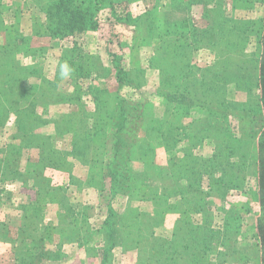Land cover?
Returning a JSON list of instances; mask_svg holds the SVG:
<instances>
[{
  "label": "rangeland",
  "instance_id": "374dc122",
  "mask_svg": "<svg viewBox=\"0 0 264 264\" xmlns=\"http://www.w3.org/2000/svg\"><path fill=\"white\" fill-rule=\"evenodd\" d=\"M230 3L247 20L234 26L215 9ZM77 6L87 9L79 21ZM255 8L254 20L244 10ZM261 9L262 0H0V264H168L167 240L185 217L200 227L184 238L190 256L204 257L208 242L213 264H259L250 134L264 115L248 109L259 98ZM121 98L143 139L128 161L112 149ZM117 161L135 179L152 175L154 193L111 197L105 177ZM197 199L209 208L196 214ZM231 209L240 230L225 239ZM111 210L134 235L105 260ZM143 232L164 240L162 255L148 256Z\"/></svg>",
  "mask_w": 264,
  "mask_h": 264
},
{
  "label": "trees",
  "instance_id": "16d2710c",
  "mask_svg": "<svg viewBox=\"0 0 264 264\" xmlns=\"http://www.w3.org/2000/svg\"><path fill=\"white\" fill-rule=\"evenodd\" d=\"M262 4L264 8V0H262ZM86 12H87V9L83 10L81 6H77L75 10V20L79 21V19L84 18L82 15L85 14ZM58 21L60 22V20ZM260 49H261V54H260V59L258 62L257 76H256V80L258 81V87H259V98H258V101L252 107H250V109H248V112L249 114H251V118L253 119H255L257 115L259 114L264 115V12H263V18H262V34H261V40H260ZM115 67L117 69L118 78L123 79L125 76L124 72L119 67L117 66ZM204 87L206 89V93H209V96L207 97L210 98V95H212V92L214 93V90L210 88L211 86L206 87V84H204ZM207 97L204 96L203 98L205 99ZM203 98H199L200 106L203 104L202 102ZM124 104H126V102L125 100L121 98L118 104V110H119L118 120L112 122L113 123L112 125L115 126L117 130L116 135H115V144H113V147H112L114 158L117 160L118 159H122V160L129 159L130 160L133 156H135L136 153H138L142 149L141 144H139L140 143L139 140L143 141V139H139V137L136 136L137 132L133 128L129 127L130 119H129V116H127V107ZM242 106L244 110L246 105L242 104ZM261 120H263L264 122V116H263V119ZM94 125L95 123L92 126ZM104 125L105 124L103 123L102 126ZM106 126L107 127L111 126V124L109 125L107 124ZM148 129L149 131H151L152 127L146 128L145 130L146 134L148 133ZM223 129L228 130L229 128L224 127ZM199 131L201 132V129ZM250 135H252L254 139H257L256 143H254L255 141L253 142L255 146V150H254L255 153L251 155L250 160L254 158V162L256 165V169H257V192L254 195V197L259 206V218L257 220V226H256V229H257L256 240H257V245L259 246V250H260V264H264V126H259V128L253 130ZM232 140L234 141L232 143L237 148H239V144L243 143V141L239 138L237 139L232 138ZM232 143L230 145H225L226 150H228L231 145L232 147H234ZM234 149H230L228 151L229 156H231L234 153ZM124 156H126V158ZM244 157H247V156L245 155ZM121 165L122 164L119 161H117L113 165V170L110 171V174H108L105 177V179L107 178L109 179L110 187L108 189V192H109V195H111V197H114V195H116V197H125L129 193L138 192L137 189L141 190L140 187L150 190L152 191V193H154L152 190L153 186L150 183L151 179L152 181H154L153 178H150L152 175L147 176L148 179H145L146 177H142V178L139 177V180H138L137 178L136 179L134 178V176L136 175L130 172L128 173L129 170L127 168L122 167ZM109 167H111V165ZM239 170L241 171L240 168ZM103 179L104 178H102V180ZM230 181L232 182L231 188H234L238 191L243 189L244 187L243 179L241 181L239 176H236L235 179L231 178ZM104 183L106 184V181ZM207 208H209V205L207 202H205L202 199L200 200L197 199L196 202L192 205V208H189V210L197 214L203 210H206ZM240 217H241V214L235 209H231L228 212H226L223 218V227H222L225 239L226 237L230 235L237 236L239 234L240 228H239L238 222H239ZM192 221L194 220L191 219L190 217H185V219H183L182 221V223L184 224V227L181 229H177L173 233V237L174 238L177 237V239L175 238L177 241V248H174L172 245V243H174V238L169 237L170 239L167 240L166 257H169V260H170L168 264H170V262L171 264H178L181 261L187 262L188 264H213L211 260H208L207 258L208 253L210 254L214 251L211 243L207 242L205 244L204 250L206 252H204L205 254L204 257L202 256V258H199V257L196 258L195 256H190L189 254L190 250L192 249L194 251L195 248L194 247L191 248L185 245L186 240L184 238L185 236H188L196 231H199L200 229V227L197 225L196 230H195L193 228L195 227V225L192 223ZM119 222H120V216L119 215L117 216L111 210L109 211V215L107 217L105 225H103V229L100 230V232L103 233L105 237L104 246L102 247L103 249L102 252L104 254L105 260H108V255L110 254L109 251H111L114 247H119V246L125 247V245H127L126 240H132L131 236L134 235L129 232L126 234L125 232H122L121 228L119 227ZM228 230L230 231L232 230L233 232H230V233L225 232ZM224 232L227 233L228 235L225 234ZM153 233L154 232L144 233V235L141 236V238L147 242V244L145 245L143 244V246L150 245L149 246L150 248H153V249L157 248V250L149 249L148 256H150L151 258L162 255L161 252H163L164 249L166 248V245L163 242L164 240H162L159 237H156ZM133 241L136 244H139L141 240L135 241V239L133 238ZM188 256H190L191 258Z\"/></svg>",
  "mask_w": 264,
  "mask_h": 264
},
{
  "label": "crops",
  "instance_id": "0c3cea01",
  "mask_svg": "<svg viewBox=\"0 0 264 264\" xmlns=\"http://www.w3.org/2000/svg\"><path fill=\"white\" fill-rule=\"evenodd\" d=\"M215 9H216V11L221 13V16L226 17V19L230 22H234L235 20H237V22L242 23V21L247 20V19H244L245 15L243 14V8L239 9L236 4H233V3L227 4V5L224 4L223 6H219V8L215 6ZM261 10H262V17H263V12H264L263 4H262ZM244 11H247L248 13L251 12L250 15H253L251 17V19L255 20L254 14L257 12L256 8L253 10L250 9V10H244ZM214 21H215L214 26L217 25L218 27H220V30H222L223 28L225 29V26H223V27L219 26V24L216 22V20H214ZM234 26H236L235 22H234ZM206 35H207V33H205V36ZM214 43L216 44V41H214ZM260 54H261V52H260ZM258 252H259V257L258 256L257 257L259 258V264H260V250ZM219 254L223 256V252L222 253L219 252ZM222 263L223 264H231V263H228V261H223Z\"/></svg>",
  "mask_w": 264,
  "mask_h": 264
}]
</instances>
